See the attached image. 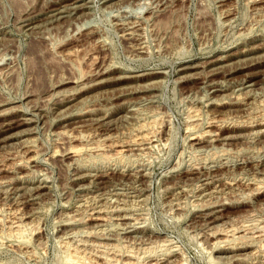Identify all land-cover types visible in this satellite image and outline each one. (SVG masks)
I'll use <instances>...</instances> for the list:
<instances>
[{
  "label": "rangeland",
  "instance_id": "374dc122",
  "mask_svg": "<svg viewBox=\"0 0 264 264\" xmlns=\"http://www.w3.org/2000/svg\"><path fill=\"white\" fill-rule=\"evenodd\" d=\"M78 1L0 0V264H264V0Z\"/></svg>",
  "mask_w": 264,
  "mask_h": 264
},
{
  "label": "bare ground",
  "instance_id": "6f19581e",
  "mask_svg": "<svg viewBox=\"0 0 264 264\" xmlns=\"http://www.w3.org/2000/svg\"><path fill=\"white\" fill-rule=\"evenodd\" d=\"M78 1V0H77ZM80 2H82V0L81 1H78V4L80 3ZM84 4V3H83ZM82 4V5H83ZM82 5H78L77 7H76V5L75 6H73V7H75V8H72V9H74V11L75 10H81L83 7H82ZM85 6V5H84ZM86 7V6H85ZM67 12H66V10H58L57 11V14L55 15L56 16V18H58V17H62V16H64L65 14H66ZM67 15V14H66ZM124 15V14H123ZM131 21V20H130ZM87 26V25H86ZM107 70V69H106ZM253 91V90H252ZM226 103V102H225ZM194 119V118H193ZM241 121V120H240ZM226 122V121H225ZM230 123V122H229ZM140 131V130H139ZM219 132V131H218ZM147 133V132H146ZM207 135L208 136H212L213 135V132H207ZM206 136V135H205ZM215 136V135H214ZM220 136V135H219ZM109 137V136H108ZM200 137V136H199ZM199 137H195L193 140H194V142H196L197 144H199V143H201L202 142V139H201V137L199 138ZM228 137V136H227ZM213 138V137H212ZM213 140V139H212ZM129 144V143H128ZM155 144V143H154ZM195 144V143H194ZM116 146V145H115ZM85 148V147H84ZM143 150V149H142ZM77 151H79V150H77ZM120 152H122V151H120ZM120 152H118V154L120 153ZM73 153H75V152H73ZM124 154V153H123ZM40 172V171H39ZM234 173V172H233ZM33 174V173H32ZM138 177V176H137ZM3 186V185H2ZM259 188H260V186H259ZM261 190V189H260ZM14 191V190H13ZM254 191V190H253ZM261 192V191H260ZM256 195V194H255ZM250 196V195H249ZM206 197V196H205ZM198 199V198H197ZM247 202V201H246ZM21 209V208H20ZM178 209V208H177ZM95 212V211H94ZM93 213V212H92ZM99 216V215H98ZM211 216V215H210ZM244 229V228H243ZM237 231V230H236ZM93 232V231H92ZM248 232V231H247ZM254 233V232H253ZM222 234V233H221ZM239 234V233H238ZM245 234V233H244ZM256 234V233H255ZM237 235V234H236ZM243 235V234H242ZM229 236V235H228ZM228 236H222V238L221 239H227L228 238ZM230 237H232V236H230ZM234 237H235V234H234ZM244 237V236H243ZM257 237V236H256ZM233 238V237H232ZM142 239V238H141ZM241 239V238H240ZM216 240V239H215ZM220 241V239H218V240H216L217 242H215V246L216 247H214V248H219V246H220V244L222 245V243L224 242V244H225V242H226V244H227V241H228V239L225 241ZM229 243V242H228ZM231 243V242H230ZM105 244V243H104ZM236 245V244H235ZM140 246V245H139ZM222 248V247H221ZM118 251V250H117ZM160 251V250H159ZM150 253V252H149ZM165 253V252H164ZM72 256V255H71ZM156 257V256H155ZM70 260H71V258H70ZM68 261V262H70L71 263V261ZM119 260V259H118ZM217 261V260H216ZM117 262V261H116ZM124 262V261H123ZM73 263V262H72ZM140 264V263H139Z\"/></svg>",
  "mask_w": 264,
  "mask_h": 264
}]
</instances>
